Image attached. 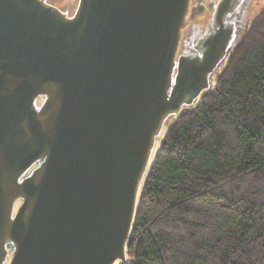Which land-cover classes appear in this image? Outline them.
Returning a JSON list of instances; mask_svg holds the SVG:
<instances>
[{"label":"water","instance_id":"95a60500","mask_svg":"<svg viewBox=\"0 0 264 264\" xmlns=\"http://www.w3.org/2000/svg\"><path fill=\"white\" fill-rule=\"evenodd\" d=\"M254 1L0 0V264L130 263L166 134Z\"/></svg>","mask_w":264,"mask_h":264},{"label":"trees","instance_id":"16d2710c","mask_svg":"<svg viewBox=\"0 0 264 264\" xmlns=\"http://www.w3.org/2000/svg\"><path fill=\"white\" fill-rule=\"evenodd\" d=\"M212 94L166 134L129 264H264V0Z\"/></svg>","mask_w":264,"mask_h":264},{"label":"rangeland","instance_id":"374dc122","mask_svg":"<svg viewBox=\"0 0 264 264\" xmlns=\"http://www.w3.org/2000/svg\"><path fill=\"white\" fill-rule=\"evenodd\" d=\"M260 1L261 0H255L253 2V4L251 5V8H250V15L255 14L259 10V8L261 6V2Z\"/></svg>","mask_w":264,"mask_h":264},{"label":"flooded vegetation","instance_id":"af4514ba","mask_svg":"<svg viewBox=\"0 0 264 264\" xmlns=\"http://www.w3.org/2000/svg\"><path fill=\"white\" fill-rule=\"evenodd\" d=\"M198 1H200V0H198ZM207 0H205V2H206ZM210 14V11H207L202 17H199L198 19H201V18H203V17H206L207 15H209Z\"/></svg>","mask_w":264,"mask_h":264}]
</instances>
